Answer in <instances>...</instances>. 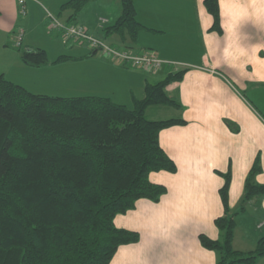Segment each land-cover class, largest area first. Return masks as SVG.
<instances>
[{
  "label": "crops",
  "instance_id": "1",
  "mask_svg": "<svg viewBox=\"0 0 264 264\" xmlns=\"http://www.w3.org/2000/svg\"><path fill=\"white\" fill-rule=\"evenodd\" d=\"M69 1L28 0L26 16H21L18 0H0V76L36 95L99 97L132 108L135 99L145 98L147 85L185 72L181 82L167 88L182 109L172 108L170 117L155 120L186 122L160 134L177 173L152 174L151 182L166 187L167 194L159 203L140 200L133 211L115 219L117 228L137 232L141 240L121 247L111 264H217L218 255L205 249L199 237L223 238L215 220L225 215L220 190L227 173L231 214L244 209L235 217L234 249L254 251L245 246L255 248L262 235L258 226L264 223V196L245 205L243 198L258 157L261 172L254 183L264 185V0H219L221 34L212 30L204 0H137L136 18L144 29L136 42L105 37L104 30L121 15V0H97L74 21L71 11L61 13ZM48 13L62 23L86 27L117 50L153 52L182 67L169 65L156 73L135 70L90 48L66 45L50 31ZM20 29L25 37L17 49ZM24 49L44 50L50 64L26 66L21 61ZM62 56L70 60L54 64ZM245 216L254 219L242 221ZM239 217L244 247L236 245ZM257 264H264V258Z\"/></svg>",
  "mask_w": 264,
  "mask_h": 264
},
{
  "label": "trees",
  "instance_id": "2",
  "mask_svg": "<svg viewBox=\"0 0 264 264\" xmlns=\"http://www.w3.org/2000/svg\"><path fill=\"white\" fill-rule=\"evenodd\" d=\"M97 0H70L61 13L75 20ZM137 0H121V15L105 29L136 42L144 27L137 21ZM221 34L219 0H204ZM62 56L54 64L64 63ZM28 67L50 64L44 50H21ZM185 72L146 87L132 108L99 97L61 98L33 94L0 76V264H111L121 247L138 244L140 234L115 225L118 216L140 200L159 203L167 188L151 182L154 173H177L160 143L163 130L185 125L181 119L151 121L150 108L182 109L167 88ZM258 157L245 184L243 205L264 196L254 183ZM225 215L215 220L221 240L200 235L201 245L218 255L217 264H257L264 258V234L249 253L234 249L237 228L231 214V174H222Z\"/></svg>",
  "mask_w": 264,
  "mask_h": 264
},
{
  "label": "built area",
  "instance_id": "3",
  "mask_svg": "<svg viewBox=\"0 0 264 264\" xmlns=\"http://www.w3.org/2000/svg\"><path fill=\"white\" fill-rule=\"evenodd\" d=\"M28 0H18L21 16H26V3ZM49 22L51 32H56L64 44H72L90 48L91 50L102 53V56L107 59H112L113 62L121 63L131 68L142 69L147 72L160 70L165 65L179 66L180 64L172 63L161 59L155 53L135 54L133 52H123L112 48L104 40L92 35L91 32L84 26L70 25L62 23L58 18L48 13L46 16ZM102 24L106 20L100 19ZM25 37V31L20 29L16 33L15 48L22 47ZM258 229L264 230V223L259 224Z\"/></svg>",
  "mask_w": 264,
  "mask_h": 264
},
{
  "label": "rangeland",
  "instance_id": "4",
  "mask_svg": "<svg viewBox=\"0 0 264 264\" xmlns=\"http://www.w3.org/2000/svg\"><path fill=\"white\" fill-rule=\"evenodd\" d=\"M91 4H93V3H91ZM91 4H89L86 8H85V11L88 9V8H90L91 7ZM104 15H107V14H104ZM80 16H82L81 14H80ZM92 34V33H91ZM98 38V37H97ZM100 39V38H99ZM106 42V41H105ZM107 43V42H106ZM58 44H59V46H62L59 42H58ZM108 44V43H107ZM62 48H65V49H67L68 50V48H66V47H62ZM112 48H114V49H116V46L115 47H113L112 46ZM118 49V48H117ZM116 49V50H117ZM119 51H123V52H132V50H119ZM148 53H153V52H146V53H144V54H148ZM59 55V54H58ZM98 55L102 58V53H98ZM158 56V55H157ZM109 61H111V62H113V60L112 59H108ZM117 63V62H116ZM121 64V63H120ZM122 66H123V64H121ZM125 66V65H124ZM165 66H169V65H165ZM165 66H163L160 70H162ZM175 68H179V67H182V65L180 64L179 66H174ZM129 68H131V67H129ZM132 69V68H131ZM133 69H135V70H142V69H137V68H133ZM160 70H158V71H160ZM157 71V72H158ZM152 73H156V71H154V72H152ZM77 95V94H76ZM158 110H162V111H160L161 113H159V111ZM174 112V109H172V108H166V107H159V108H157V107H155V108H153V109H149L148 111H147V118L149 119V120H151V121H155V120H157V119H159L158 117H162V118H164V119H166V118H168V117H170V115L172 114ZM158 113H159V116H157L158 115ZM247 219H249V220H251V221H253V219H254V217H247V216H245L243 219H242V221H245V220H247ZM238 223H239V227H238V229H237V235H238V238H237V243H236V245H237V247H244V246H242V245H244V241H243V237H242V228H241V217H239L238 218ZM259 230V229H258ZM261 234H264V230L263 231H261ZM257 238H258V234L256 233V235H255ZM257 245V244H256ZM256 245H255V248H251L252 246H245V247H247V249H256Z\"/></svg>",
  "mask_w": 264,
  "mask_h": 264
}]
</instances>
